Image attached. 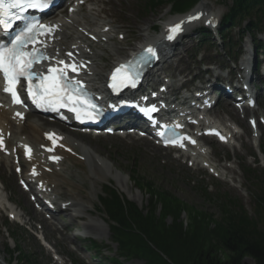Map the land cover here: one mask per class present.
I'll list each match as a JSON object with an SVG mask.
<instances>
[{"label": "rangeland", "instance_id": "rangeland-1", "mask_svg": "<svg viewBox=\"0 0 264 264\" xmlns=\"http://www.w3.org/2000/svg\"><path fill=\"white\" fill-rule=\"evenodd\" d=\"M206 3H209L211 5L212 12H219L221 13L222 10H224L226 5L221 4L218 0H203ZM114 5H113V4ZM230 3H227V6ZM143 5L142 0H100L99 6L103 7L105 9L104 13L101 14V18L104 19L103 21L106 23H109L111 27L113 28V40L112 42L115 44V46L120 48V52L126 53L129 48H134L138 45V43L142 42L143 40L140 38H136V35L143 33V31H148L150 35L156 36L159 34L161 30V24L167 20L169 17V8L165 9H157L155 13H146L143 14V11L141 10V6ZM127 7L128 12L132 15L133 19L131 22H128L124 19L122 15L123 9ZM142 11V12H141ZM161 17L159 20L158 18ZM149 23L151 25H158L159 31L156 33L151 32V30H148ZM123 36V39H119V34ZM196 37L194 36L193 39ZM192 37L186 38L183 40L185 43L182 47L176 49L174 51L175 55L174 57L168 59L167 63L165 64L166 67H168L165 72L169 75L174 74V76H179L176 74L178 70H185L187 68V64L189 62V54H185V49L189 48L193 43L194 40ZM141 40V41H140ZM248 45V44H247ZM221 50V49H220ZM222 53V51H221ZM180 60V61H179ZM99 62L100 69H104L108 63L111 61L110 53L106 52L102 60H97ZM181 78V77H179ZM220 113V111L218 110ZM216 112V113H218ZM218 118H220V114H218ZM264 146V144H263ZM124 149L120 153H116L114 151H104L101 150L100 152L108 155L115 163L117 167H122L125 170H130L131 165V159L133 157L139 159L141 162L140 168L141 172L140 174L145 178V181L150 182L152 185H156L157 188L161 190H156L157 194H163L164 192L168 191L171 192L175 198L179 199L182 203H185L188 208L186 211H180V212H174L170 215H167L165 218H163L161 215H159V210L164 208L165 205H162L161 199L157 200V202H153L156 205V211L153 216V218H157L158 224H163L166 226H169L172 223H180L183 225L182 231L186 235L188 234L189 238H194V245L197 246V243L200 244V239L205 237L207 241L203 242L204 249L208 250L210 254V258L215 261H226L228 260V253L224 251L217 243V238H215V232H217L219 227L217 226V223L219 222L220 213L217 208L216 202L213 201H206L202 197L201 192L199 191L200 185H210L212 184L211 180L209 178L205 181L202 180H195L194 184L188 183L184 177L178 176L173 170L167 168L161 167V165L157 164L154 160L148 158L145 156L139 148L130 149V147H127L123 145ZM229 146L226 147H218L217 148V154H219V157L216 159L218 163L220 164L221 158L220 154L223 153V156L228 153ZM235 153L236 158H238L239 162L235 161V169L237 171L236 165H241L242 163L247 164V160L244 159L243 153L245 152L243 147L241 145H238L236 149L230 148ZM240 150V151H238ZM131 154V155H130ZM253 160V159H250ZM121 177V176H120ZM241 185H245L246 192H251V188L248 187L247 183L245 182L243 176H240ZM148 185L147 182H144ZM237 184V183H235ZM127 185V191L129 192L130 196L133 198H127V200L134 202L139 207L146 206V198L149 197V195H145L143 191H140L135 187V185H132L131 183H126ZM141 188V187H140ZM248 189V191H247ZM97 193L100 194L101 190L100 187H97ZM234 195L240 198L242 204L247 208V210L250 212V214H253V201L252 198L242 196L240 194V191L235 190L233 191ZM179 201V202H180ZM93 207H98L97 200L94 199L91 201ZM153 206V205H150ZM154 207V206H153ZM186 207V206H185ZM88 208H91V205L88 204ZM167 206L165 207V209ZM98 214V213H97ZM205 215L207 219L203 216ZM98 216H103L102 213H99ZM217 222V223H216ZM198 233V238H195V233ZM198 239V240H197ZM3 238H0V264H6V255L4 253V246L5 242L1 241ZM12 247V243L9 242ZM217 244V245H216ZM202 245V244H201ZM191 247H193L190 244ZM22 247L33 253L34 258L37 259L39 264H43L44 261L42 257L39 254V250L35 247V244H31L29 240H23L22 241ZM109 248L111 249V252L109 251L110 255H113V251L115 250V245H110ZM202 249V248H201ZM199 251V249H197ZM180 253L186 252L181 249ZM138 257H140V254H137ZM127 264H143L144 260L141 258H133L128 257ZM245 261L248 264H254L253 260L250 258H246ZM11 264H17V262L12 259L10 260ZM186 263V262H185Z\"/></svg>", "mask_w": 264, "mask_h": 264}, {"label": "trees", "instance_id": "trees-1", "mask_svg": "<svg viewBox=\"0 0 264 264\" xmlns=\"http://www.w3.org/2000/svg\"><path fill=\"white\" fill-rule=\"evenodd\" d=\"M194 1L148 0L147 6L156 8L160 4L171 2L172 9L181 12L190 7ZM254 11L264 16V0H231L227 13V17L229 15L230 17L225 22H233L238 15L248 16ZM150 189L152 190L151 187ZM150 195L152 201L156 193L151 191ZM158 195H156L158 199L162 197V205L167 206L159 212L163 218L174 212H184L188 208L170 193ZM260 196L261 198L258 199L260 211L264 215V193ZM126 204L117 202L108 208V211L117 222L120 230L118 234L120 233L121 240H124L122 247L134 253V256L139 253L144 259V264H248L246 258L253 260L254 264H264V227L258 229L254 222L237 218L226 207L222 208L223 213L219 222H216L219 230L215 232L218 245L228 253V260L221 262L211 259V253L204 249L203 242L207 241L204 236L200 239V244L197 243L195 246L194 238H189L188 234L183 233L182 224L177 222L163 226L161 223L158 224L159 219L153 218L155 213L151 210L147 209L145 213L134 204ZM203 216L207 219L205 215ZM194 236L199 237L198 233ZM181 249L186 254L180 253Z\"/></svg>", "mask_w": 264, "mask_h": 264}, {"label": "snow or ice", "instance_id": "snow-or-ice-1", "mask_svg": "<svg viewBox=\"0 0 264 264\" xmlns=\"http://www.w3.org/2000/svg\"><path fill=\"white\" fill-rule=\"evenodd\" d=\"M54 0H0V28L5 32L10 30L15 22L24 21L23 28L8 41H0V74L5 81L4 91L12 97L13 104H23L17 86L21 81H26L27 95L32 99L33 104L45 111H58L59 108H68L69 111L76 113V118L81 119L82 115L91 117V109L96 110V105L90 101L82 99L84 95L83 87L79 81L69 79L67 72L77 71L75 65L65 64L64 61H58L63 67H49L47 75L36 71L34 65L48 59L35 44L38 42L39 35L51 34L54 25H44L37 20H31L24 15L28 10L45 11L52 6ZM193 17L190 19H196ZM181 31V24H176L169 29L168 40L175 38V35ZM29 45H33L29 48ZM147 54L155 57V51L152 48L146 50ZM71 56V53L68 54ZM123 65L116 69L119 73ZM116 73L113 74V80L117 79ZM132 86H135L133 80ZM155 110V109H153ZM21 116V113H17ZM52 139V134H49ZM3 139L0 138V148H3ZM26 151L30 149L25 146ZM53 160H59L60 157H52ZM19 171V169H18Z\"/></svg>", "mask_w": 264, "mask_h": 264}, {"label": "bare ground", "instance_id": "bare-ground-1", "mask_svg": "<svg viewBox=\"0 0 264 264\" xmlns=\"http://www.w3.org/2000/svg\"><path fill=\"white\" fill-rule=\"evenodd\" d=\"M99 2L100 1L98 0H85V13L83 17H81V19L78 17V11H76L70 16L65 15L64 18L56 16L54 18L55 21L51 22V24H57V27L54 28V30L57 31L55 34V39L51 36H47L43 40V43L47 45H52L54 47L53 51H55V53L60 52L65 45L67 46L66 50H73L77 53L79 57L91 61L92 64L89 67V71L86 73V77L88 79L89 86L95 90L101 89V80L103 79L99 64L95 61L101 59L105 51H108L110 53V64L113 63V65L114 63H117L127 57L126 53L120 52V48L116 47L113 43H110V40L112 39V30L105 31L104 29V27L106 26L109 27V24L105 23L103 19H100V14L104 12V8L99 6ZM81 7L82 6H77L76 9L80 10ZM209 9L210 5L203 2L197 8V11H208ZM122 14L124 15L127 21H132L133 17L128 12L127 7L123 9ZM66 19H69L71 23L68 22ZM97 20L99 22L101 21V23H99ZM86 31L88 33L93 34L96 37V40L91 41L90 43H87L85 40H83L81 38V34H84V32ZM136 38H141L142 40L146 39L145 41L147 43H157L162 40L160 34L153 36L150 35L148 31H144L140 35H136ZM92 45H98L99 47L97 49H93ZM72 46L74 47L73 49H71ZM8 116L9 113L7 111H1L0 124H2V121H6L8 124L11 125L12 122L8 119ZM28 126L29 134L26 139L33 144L40 143L41 133L43 131L42 126L34 122L28 124ZM22 130L23 128L21 126H15L12 124V126L10 127L12 135L11 139L8 142L9 145H12L14 143V140H20L19 138H17L16 135ZM70 143L72 144V142ZM78 150H81V148H78ZM56 174H60V179L62 181H65L70 173L68 170H63V168H61V171L57 172ZM117 188L122 192H124L126 189V187L120 183H117ZM131 198L133 197L131 196ZM89 229L99 231L98 228L92 226H89Z\"/></svg>", "mask_w": 264, "mask_h": 264}]
</instances>
